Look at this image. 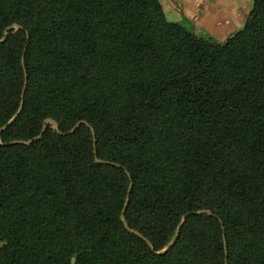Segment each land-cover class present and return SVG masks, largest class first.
<instances>
[{"label":"trees","instance_id":"1","mask_svg":"<svg viewBox=\"0 0 264 264\" xmlns=\"http://www.w3.org/2000/svg\"><path fill=\"white\" fill-rule=\"evenodd\" d=\"M0 264H264V0H0Z\"/></svg>","mask_w":264,"mask_h":264},{"label":"crops","instance_id":"2","mask_svg":"<svg viewBox=\"0 0 264 264\" xmlns=\"http://www.w3.org/2000/svg\"><path fill=\"white\" fill-rule=\"evenodd\" d=\"M169 21L193 27H212V37L226 40L246 23L250 7L247 0H160Z\"/></svg>","mask_w":264,"mask_h":264},{"label":"rangeland","instance_id":"3","mask_svg":"<svg viewBox=\"0 0 264 264\" xmlns=\"http://www.w3.org/2000/svg\"><path fill=\"white\" fill-rule=\"evenodd\" d=\"M246 3H247V5L250 7V10L253 8V5H254V0H247L246 1ZM187 28V27H186ZM243 28V27H242ZM241 28V29H242ZM189 30H192L193 31V27L191 26V27H189L188 28ZM240 29V30H241ZM202 33H203V35L202 34H200V35H202V36H204V37H212V32L214 31L213 30V28L212 27H210V26H206V27H202ZM232 36V35H231ZM212 38H214V39H216L215 37H212ZM229 38V37H228ZM218 40V39H217Z\"/></svg>","mask_w":264,"mask_h":264},{"label":"water","instance_id":"4","mask_svg":"<svg viewBox=\"0 0 264 264\" xmlns=\"http://www.w3.org/2000/svg\"><path fill=\"white\" fill-rule=\"evenodd\" d=\"M23 63L25 64V57L23 58ZM82 123H84V122H82ZM82 123H80V124H82ZM52 124L54 125V127H57V123H56L55 121H52ZM80 124H79V125H80ZM79 125H77L76 127H74L69 133H73V132H75L76 129H77V127H78ZM44 130H45V128L43 129V132H44ZM94 135H95V132H94ZM40 137H41V135L38 136L37 138H40Z\"/></svg>","mask_w":264,"mask_h":264}]
</instances>
